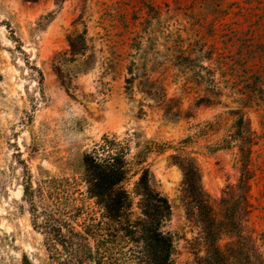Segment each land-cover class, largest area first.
Segmentation results:
<instances>
[{"label": "rangeland", "instance_id": "obj_1", "mask_svg": "<svg viewBox=\"0 0 264 264\" xmlns=\"http://www.w3.org/2000/svg\"><path fill=\"white\" fill-rule=\"evenodd\" d=\"M83 32L71 62L68 37ZM103 136L128 147L129 193L148 169L167 198L173 264H209L212 248L186 218L179 165L195 162L213 209L235 223L245 165L251 241L218 245L264 264V0H0V264H46L23 186H80L82 157Z\"/></svg>", "mask_w": 264, "mask_h": 264}, {"label": "trees", "instance_id": "obj_2", "mask_svg": "<svg viewBox=\"0 0 264 264\" xmlns=\"http://www.w3.org/2000/svg\"><path fill=\"white\" fill-rule=\"evenodd\" d=\"M68 45L71 62L83 56L84 32L68 37ZM61 66L57 63L55 67L59 78ZM239 124L236 134L242 144L244 136L250 134L243 128L241 117ZM248 145H253L252 141ZM238 148L241 158L249 155V150ZM128 151L127 145L116 137L103 136L101 144L82 157L79 182L83 191L76 182L52 177L39 180L35 187L31 182L23 186L32 227L44 236L46 264H173V240L164 231L171 216L170 204L152 186L148 169L141 171L133 193L123 187L128 176ZM179 166L186 218L196 223L200 236L212 247L208 263L239 264L234 260H239L243 249L234 245L222 249L218 243L223 237L251 241L246 230L252 210L247 201L251 174L244 165L237 185L243 203L237 213L242 214V219L235 223L231 219L222 220L213 209L195 162L185 159ZM87 200L95 208L85 206ZM62 201L67 205L62 206ZM59 205L71 206L72 210L60 211ZM235 248L238 254L231 255ZM231 258L233 262H229ZM255 262L260 264L258 257ZM21 264L33 263L24 255Z\"/></svg>", "mask_w": 264, "mask_h": 264}]
</instances>
